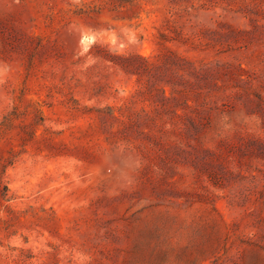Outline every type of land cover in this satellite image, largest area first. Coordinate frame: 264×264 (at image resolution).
Wrapping results in <instances>:
<instances>
[{
  "label": "rangeland",
  "instance_id": "obj_1",
  "mask_svg": "<svg viewBox=\"0 0 264 264\" xmlns=\"http://www.w3.org/2000/svg\"><path fill=\"white\" fill-rule=\"evenodd\" d=\"M0 264H264V0H0Z\"/></svg>",
  "mask_w": 264,
  "mask_h": 264
}]
</instances>
